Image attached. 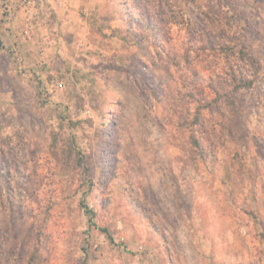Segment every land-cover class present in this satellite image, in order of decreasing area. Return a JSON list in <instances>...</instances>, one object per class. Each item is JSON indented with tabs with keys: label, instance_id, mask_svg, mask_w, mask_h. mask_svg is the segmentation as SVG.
Wrapping results in <instances>:
<instances>
[{
	"label": "rangeland",
	"instance_id": "1",
	"mask_svg": "<svg viewBox=\"0 0 264 264\" xmlns=\"http://www.w3.org/2000/svg\"><path fill=\"white\" fill-rule=\"evenodd\" d=\"M27 1L0 0V264H264V0Z\"/></svg>",
	"mask_w": 264,
	"mask_h": 264
},
{
	"label": "built area",
	"instance_id": "2",
	"mask_svg": "<svg viewBox=\"0 0 264 264\" xmlns=\"http://www.w3.org/2000/svg\"><path fill=\"white\" fill-rule=\"evenodd\" d=\"M35 5H36L35 1L29 0V1H27L25 8H27L28 6H29V8H34Z\"/></svg>",
	"mask_w": 264,
	"mask_h": 264
},
{
	"label": "trees",
	"instance_id": "3",
	"mask_svg": "<svg viewBox=\"0 0 264 264\" xmlns=\"http://www.w3.org/2000/svg\"><path fill=\"white\" fill-rule=\"evenodd\" d=\"M196 143V142H195ZM198 143V142H197ZM103 231H105V232H107V230H103Z\"/></svg>",
	"mask_w": 264,
	"mask_h": 264
},
{
	"label": "crops",
	"instance_id": "4",
	"mask_svg": "<svg viewBox=\"0 0 264 264\" xmlns=\"http://www.w3.org/2000/svg\"><path fill=\"white\" fill-rule=\"evenodd\" d=\"M67 8H68V7H67ZM67 8H66V9H67Z\"/></svg>",
	"mask_w": 264,
	"mask_h": 264
}]
</instances>
